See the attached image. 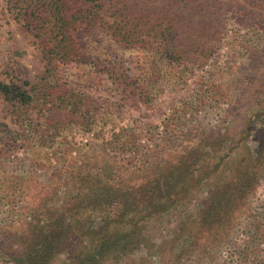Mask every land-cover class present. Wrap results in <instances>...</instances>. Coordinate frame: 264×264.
<instances>
[{
    "label": "rangeland",
    "instance_id": "obj_1",
    "mask_svg": "<svg viewBox=\"0 0 264 264\" xmlns=\"http://www.w3.org/2000/svg\"><path fill=\"white\" fill-rule=\"evenodd\" d=\"M45 5L44 0H0L1 81L27 89L43 72L35 7ZM254 10L250 4L248 11ZM257 16L242 25L225 17L227 34L220 39L218 54L202 66L170 64L144 49L126 51L118 62L129 75L139 76L143 86L153 81L148 96L106 82L110 66L99 59L113 61L119 47L104 36L84 41L81 31L75 37L76 61L65 68H70L75 86L103 103L109 115L96 132L62 138L53 148L31 146L0 99V264H15L10 257L20 245L18 227L38 218L44 204V209H60L74 192L71 172L91 158L106 156L105 162L114 159L124 166L142 159L145 167H153L176 155L173 140L185 135L189 148L191 139L212 130L216 156L204 159L210 176L191 188L188 199L150 218L135 242L101 264H264V166L249 173L244 190L230 201L229 224L212 237L206 233L212 223L222 222L218 219L226 201L212 191L227 185L224 171L237 159L255 154L258 130L264 127V2ZM248 125L253 130L242 132ZM224 132L227 141L220 144ZM224 236L213 248V241L217 244Z\"/></svg>",
    "mask_w": 264,
    "mask_h": 264
},
{
    "label": "trees",
    "instance_id": "obj_2",
    "mask_svg": "<svg viewBox=\"0 0 264 264\" xmlns=\"http://www.w3.org/2000/svg\"><path fill=\"white\" fill-rule=\"evenodd\" d=\"M44 1L45 9L35 7V12H38V32L35 36L42 47L43 72L34 83H25L29 85L27 89L0 80V99L9 105L11 115L24 132V138L38 148H53L62 138L96 132L100 121L109 115L103 103L80 85L75 86L70 80V68H65V65L76 61L75 37L81 31L84 41L91 40L94 35L104 36L119 47L120 55L114 56L113 61L99 59L110 66L106 68V82L110 81L123 90L132 88L130 91H137L139 96H148L153 93V81L143 86L139 76L129 75V71L118 62L126 51L144 49L150 51L153 58L164 59L170 64L186 66L197 63V66H202L207 59L218 54L220 39L227 34L228 19L225 17L229 16L240 25L248 23L254 16L258 17L259 7L264 2ZM250 4H255L254 11H248ZM261 26L264 28V22ZM90 64L97 67L94 63ZM247 128L241 129L242 132L253 130L250 125ZM215 131H209L208 136L191 139L194 144L189 148L185 147V142L189 141L185 135L177 142L173 140L176 155L163 159L153 167H145L139 161L142 159L124 166L114 159L105 162L106 156L91 158L84 168L71 172L74 192L68 193L60 209H44V204L38 218L18 227L16 239L20 245L10 257L12 262L101 264L114 259L116 250L124 249L142 235L150 218L164 215L171 207L188 199L191 188L210 176L209 172H205L208 163L204 159L209 156L210 160L215 159L216 153L210 142ZM258 131L261 136L256 140L255 154L247 153L237 159L234 167L224 171L227 185L212 191L213 195L226 201L218 219L222 222L207 227V237H212L214 232L229 224L230 201L244 190L249 173L264 166V127ZM225 141L226 132L222 134L220 144ZM195 153L206 154V157ZM219 159H223L222 156ZM216 163L217 166L219 162ZM207 168V171L211 169ZM18 185V188L22 186ZM186 235V240L192 242V235ZM225 238L217 244L213 241L212 247H218ZM62 255L64 258L58 260Z\"/></svg>",
    "mask_w": 264,
    "mask_h": 264
}]
</instances>
